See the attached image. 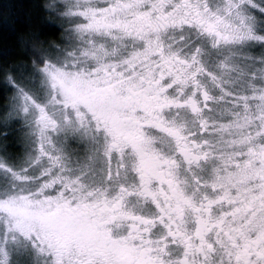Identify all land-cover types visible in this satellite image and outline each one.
<instances>
[{
    "label": "snow or ice",
    "instance_id": "1",
    "mask_svg": "<svg viewBox=\"0 0 264 264\" xmlns=\"http://www.w3.org/2000/svg\"><path fill=\"white\" fill-rule=\"evenodd\" d=\"M0 17V264H264V0Z\"/></svg>",
    "mask_w": 264,
    "mask_h": 264
},
{
    "label": "trees",
    "instance_id": "2",
    "mask_svg": "<svg viewBox=\"0 0 264 264\" xmlns=\"http://www.w3.org/2000/svg\"><path fill=\"white\" fill-rule=\"evenodd\" d=\"M9 0H5L8 3ZM37 0H10L11 3V13L14 16H18L21 19L27 16L30 8L35 4ZM9 24L0 17V33H9Z\"/></svg>",
    "mask_w": 264,
    "mask_h": 264
}]
</instances>
